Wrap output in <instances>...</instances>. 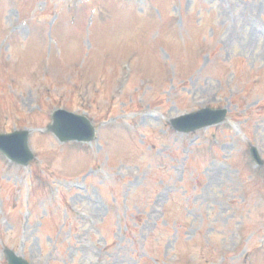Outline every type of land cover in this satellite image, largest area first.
<instances>
[{"label": "rangeland", "instance_id": "374dc122", "mask_svg": "<svg viewBox=\"0 0 264 264\" xmlns=\"http://www.w3.org/2000/svg\"><path fill=\"white\" fill-rule=\"evenodd\" d=\"M0 26V133L30 129L35 157L0 152V264L3 247L30 264H264V0H0ZM58 107L96 141L45 132ZM204 107L223 119L170 127Z\"/></svg>", "mask_w": 264, "mask_h": 264}, {"label": "water", "instance_id": "95a60500", "mask_svg": "<svg viewBox=\"0 0 264 264\" xmlns=\"http://www.w3.org/2000/svg\"><path fill=\"white\" fill-rule=\"evenodd\" d=\"M203 112V111H202ZM206 113L214 112L205 110ZM224 111L215 113L212 119L204 122L207 119L201 116L202 113L198 112L193 118L202 117L204 120L186 125L173 121L172 125L175 128L181 130H191L199 127L200 125L218 121L223 117ZM191 116V115H190ZM64 117L54 116V122L49 125L48 129L51 130L61 141L70 139H91L93 136V129L89 121L84 117H74L69 114H65ZM0 150L6 154L10 159L19 162L21 164H27L32 158L27 144V131L14 132L8 135H0ZM3 253L8 264H27L21 257L15 255L10 249L4 248Z\"/></svg>", "mask_w": 264, "mask_h": 264}]
</instances>
